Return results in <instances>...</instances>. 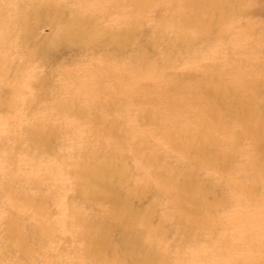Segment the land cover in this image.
I'll return each mask as SVG.
<instances>
[{
    "label": "rangeland",
    "instance_id": "374dc122",
    "mask_svg": "<svg viewBox=\"0 0 264 264\" xmlns=\"http://www.w3.org/2000/svg\"><path fill=\"white\" fill-rule=\"evenodd\" d=\"M234 6L227 8L215 0H0V264H121L118 256L125 254L122 264H130L133 252L121 249L136 245L122 238L120 231V218L127 212L133 214L139 204L155 203L151 223L155 227L159 217L177 214L171 202L176 197L185 202L184 194L193 192L212 203L218 201L214 189L206 194L216 178L205 172L208 169L192 177V188L182 187L180 196L145 184L153 166H143L126 145H144V151L152 152L162 143L158 132L182 125L168 116H180L185 131L191 126L212 131L213 152L223 147L227 134L236 132L237 145L244 152L235 155L228 168L238 172L245 163V155L253 151L248 140L253 142L258 120L264 117V105L258 103L264 97L255 98L248 90L258 86L264 91L260 81L264 64H256L264 63V0ZM199 22L209 31L200 30ZM112 37L131 44L127 55L114 46L105 47ZM138 46L147 59L131 56ZM247 51L254 53L249 56ZM235 63H241L236 69L242 74L238 85L231 71ZM210 81L223 86L219 99L210 96ZM201 95L203 108L198 101ZM239 105L245 112L226 116L231 114L229 107ZM199 108L203 113L195 114ZM41 135L49 143L43 144ZM175 135L187 139L185 133ZM254 154L264 157V152ZM179 157L171 158L170 165L181 169ZM81 161L88 169L94 167L90 173L84 170L87 177L76 175ZM210 168L227 167L217 160ZM47 171L51 175L46 176ZM231 189L222 184L220 192L226 200L222 206L202 207L214 221L221 219L227 231L232 230L230 218L240 213V204L252 202L244 193L239 204ZM37 201L44 203L43 213L33 207ZM66 201L70 209L82 212L76 228L90 229L93 224L91 236L66 229L60 214ZM11 224L18 229V244L8 238ZM157 228L166 232L162 236L166 245L181 236L180 220ZM185 228L187 234H194L192 227ZM90 238L91 248H84ZM112 248L118 249L117 262L106 260ZM73 252L83 256L75 257ZM171 262L182 264L176 255Z\"/></svg>",
    "mask_w": 264,
    "mask_h": 264
},
{
    "label": "bare ground",
    "instance_id": "6f19581e",
    "mask_svg": "<svg viewBox=\"0 0 264 264\" xmlns=\"http://www.w3.org/2000/svg\"><path fill=\"white\" fill-rule=\"evenodd\" d=\"M215 1H217L219 4H221L227 8H229L230 6H232L234 8L235 7L234 5H236L238 3H242V2L249 3L250 0H215ZM12 2H15V1H12ZM1 15L2 14L0 13V17H1ZM199 20L200 19H198V21ZM203 21H205V20H203ZM198 24L200 26V30L207 29V26H205L202 22H199ZM156 33L157 32H155V34ZM172 38H173V36H172ZM178 40H180V39H178ZM130 45L131 44L125 40H122L118 37H112V41L109 43H106L105 47L108 48L109 46L110 47L114 46L117 50H119V51L121 50L122 53L127 55V49L130 48ZM238 46H240V45H238ZM247 52H248L249 56L253 55V53H254V51H247ZM238 55H241V54L238 53ZM69 56H70V54H69ZM131 56L132 57L136 56V59L138 61L142 60V59L145 60V58H146V56L144 55V50L140 46H138L134 52H131ZM91 59H93V58H91ZM99 64H101V63H99ZM240 64L235 63V66L231 70L232 72H234L232 74L234 77L233 81L237 85L240 84V82H239L240 76H242V74L239 76L236 72V69L239 68ZM256 64L262 65L264 63L258 62ZM37 65L38 64H36L35 66H37ZM45 65H46V63H45ZM182 66H184V65H182ZM185 66H187V65H185ZM46 68H45V71H47ZM181 69H182V67H181ZM252 71H254V72H252ZM252 71H250V72L253 74H257L256 70H252ZM89 72H90V70H89ZM39 73H40V71H39ZM113 74H114V72H113ZM41 75H43V74H41ZM48 76H50V75H48ZM63 78H64V75H63ZM48 79H50V77H48ZM45 80L48 81L47 79H45ZM260 81L264 82V80H260ZM209 83H210L209 84L210 90L208 92L212 93V94H210V96H212V98L217 96V99H219L220 97L218 96V94H219L220 89L223 88V86H219L215 82L213 83V81H210ZM203 84H204V82H203ZM70 86H71V84H70ZM204 87L205 86H203V88ZM206 88H208V87L206 86ZM257 88H258V86L252 90L248 89V90H250L249 93L252 96L254 95L255 98L261 99L262 97H264V91L258 90ZM61 90L62 89H60V91ZM206 93H207V91H206ZM68 95L69 94H66V96H68ZM204 98H205V96H202V95L199 97V99H198L199 107H202V108L204 107ZM255 98H253V99H255ZM26 99L27 98H25V100ZM246 99L247 98H245L244 100H246ZM258 99H256V100H258ZM227 101H229V100L226 99V102ZM258 103L259 104L262 103L264 105L263 101L258 102ZM52 104H54V103L52 102ZM200 104H203V105H200ZM80 105H82V104L80 103ZM82 106H85V105L83 104ZM104 106H106V105H104ZM35 107H36V105H35ZM38 108H39V106H38ZM202 108H199V110L194 112V113L196 114L197 112H200ZM229 111L231 112V114H227L226 116H228V117L239 115V114L245 112L244 109L240 108V105L233 107V108L229 107ZM182 112H187V111H182ZM249 112L252 113L253 110L250 109ZM168 119L169 120H172V119L180 120V121H182V125L177 124L176 127H174V128H168L164 132V134H163V132H161V133L158 132V134H160L158 139L161 140L160 142H162V143H158L154 149H150V150H152V152H146V150L144 151V149H146L144 147V145H138V146H136V144H135V146L126 145V147H128L127 149L132 150L134 152V155L136 154L138 156V158L140 159L143 166H148V165H150V167H151V165L153 166L151 168V170H149L150 174L148 176V181L145 182V184L147 183V185H149V186L161 187L162 189L165 188L167 191H170L171 193H174V194H177V196H180L179 190L182 189V187L192 188L189 184V181L192 177L196 176V174H198L200 170L204 171V169H208V171H205V172L207 174L213 173L214 176H216V178L209 182L208 190H206V194L210 193V189H214V191L217 193L215 196V197H217V199H214V200H218V201L215 203H212L213 200H206L202 196L196 195L193 192L184 194V196L188 197L187 201H185V202L179 200L176 197L175 199H172L171 202L174 204L177 214L175 216H173V218H171V215H169L168 219H165V217L161 219L159 217V222H158V224L156 223L157 225L155 227L151 226V223L153 222V216L156 213L155 203H148L149 205L147 203L146 204H139V206L137 207V209H135L133 214L127 212V214L125 216L120 218V222H121L120 223V231L122 233V238H127L128 241H135L136 245H135V247L134 246L133 247L132 246H123L121 249L123 250L124 253L130 252V250L133 252L132 260H131L130 264H172L171 258L175 255L179 258V261L182 264H195L190 260H195V262H199L197 264H214L213 260H219L218 264H264V157H262L260 154H259V156H256V154L251 155V153L264 152V117L259 118L258 128H257L255 134H252V136H253L252 140L254 143L251 141L250 138H249L250 140H248L249 144L251 143L250 149L253 151H251L250 154L245 155L246 161L244 164L239 166L238 172L235 171L236 168L234 170H233V168H228V165L234 164L233 161H236L235 155L238 156L244 152V149H239V147L237 145L236 132L233 133L232 135L227 134L225 136V141L223 143V147L221 149H219L217 152H213L214 149H213L212 144L214 142V138L211 135L212 131L210 129L205 130L204 127H202V126H199V127L191 126L188 128L187 131H185L187 129V127L183 122V118H181L180 116L176 117L173 115L172 116L169 115ZM199 119H201V118H199ZM202 119L207 120L208 118H202ZM123 122H121V123H123ZM0 126H3V125H0ZM219 129H220L219 127L213 128V130L215 132H218ZM5 131H6V129H5ZM46 131H47V128H46ZM147 131L149 132V130H147ZM175 132L180 133V134L185 133L187 139L178 140V138L175 135ZM75 135L73 134L71 136L75 137ZM40 137H41L40 140L42 141L43 144L49 143L48 137H43L42 135ZM165 138L168 139L167 142L164 140ZM71 140H72V138H71ZM120 140H122V139H120ZM50 141H52V139ZM83 142H84V140H83ZM71 150H73V149H71ZM166 151H167V153H164ZM176 156L177 157L180 156L179 158L183 159V161L180 162L181 163L180 167H182L181 169L176 168L177 166L170 165V162H171L170 159L173 157H176ZM250 157H255V158L248 159ZM105 158H106V156H105ZM37 160H38V158H37ZM108 160H110V159H108ZM217 160H220L221 163L223 165H225L227 168L226 169L220 168L221 170H219L218 168H213V169L210 168V164H212L213 162H215ZM44 162L46 163V161H44ZM120 166H122L121 169L124 171L123 165H120ZM183 167H185V168H183ZM91 168H94V167L91 166L89 169H91ZM89 169L86 166V164L84 163V161H81L79 163V166L76 169L78 171V173L76 175L77 176L83 175V176L87 177L84 173V170L88 171ZM88 172L90 173V170ZM51 173H52L51 171H49V172L47 171L45 175L46 176L48 174L51 175ZM94 175H96V174L94 173ZM171 183L173 185H171ZM222 184L232 186V189H231L232 193H233L234 197H236L239 204H240V198L243 196L244 193H249L251 198H252V202L250 205L240 204L241 205L240 213L237 215H234L230 218V222H231V224H233L231 231H227V229H225L222 226L221 219L214 221L212 219V217L210 216V214L202 208V207H204V208L214 209L218 206L220 207L223 204H225L226 200H225V202L223 201V197H222V194L220 192V188H221ZM68 186H69V184H68ZM182 190H185V189H182ZM191 190H193V189H191ZM186 191H188V190H186ZM40 192H42V191H40ZM91 194H92V192H91ZM172 197H175V196L172 195ZM21 198H23V197H21ZM61 199H62L61 202H63L65 200L64 198H61ZM4 200H5V198H4ZM139 200L141 201V199H139ZM39 201H37L38 203L33 204V207H36L35 209L37 211H40L43 213V211L45 209V205H44V203H40ZM66 202L63 203L64 205L61 204L62 205V210H61L62 212L60 214H61V216L64 215V217H62L63 218L62 222L63 221H64L63 223L66 222V225H67V226L63 225V228L65 226V227H67L66 229L69 228L71 230V232L74 233L75 235H79V236L81 235L82 237L84 235H85V237L87 235L91 236L92 232H93V231H91L93 224L90 225V229H88V227H89L88 225H85V229L83 228L82 230L76 228L77 224H78L77 222H79V220L83 218L82 214H81L82 212L80 209L79 210L78 209L75 210L74 208L70 209L68 207L69 203L68 202L66 203ZM57 205L58 204H56V206ZM69 211H71L72 213L69 214ZM62 213H63V215H62ZM139 215H141L142 217ZM57 216L58 215H55L56 220L58 219ZM55 217H54V219H55ZM172 220L173 221L174 220H176V221L180 220L181 236L179 238H177L174 242H172V245H168V244L166 245V244H164L166 242L162 241V238H163L162 236H166V232L164 230L157 228V226H160L161 228L164 229V225L168 224L170 221L172 222ZM40 223H43V222H40ZM14 225L11 224V226H10L11 231L9 233L8 238L13 243L18 244L19 242H21V240H20L19 234L17 233L18 229ZM61 225H62V223H61ZM185 226L192 227L193 228L192 231L194 232V234H187L185 232V229H186ZM1 228H3V225H1ZM60 232H64V231H62V228H61ZM65 232L68 233V231H65ZM63 235H65V234H63ZM149 237H153L154 241L152 239H150ZM90 243H93V239H91V238H90V240L87 241V245L84 248L90 249L91 248V247H89ZM93 245H95V242ZM188 245L191 246L190 250H186ZM117 250L118 249H116V248L115 249L112 248V250L107 253V259L106 260L117 262V254H118ZM82 254H83L82 252H79V253L75 252L74 253L75 257L83 256ZM96 256L99 257L98 255H96ZM118 258L120 259L121 264H122L123 262H125V261H122V259H124V258L127 259V256L125 254V257L123 256V258H122V257L118 256ZM87 259H88V262H90L89 259L91 260V258H85V261Z\"/></svg>",
    "mask_w": 264,
    "mask_h": 264
}]
</instances>
